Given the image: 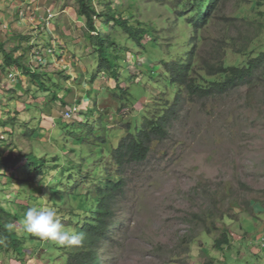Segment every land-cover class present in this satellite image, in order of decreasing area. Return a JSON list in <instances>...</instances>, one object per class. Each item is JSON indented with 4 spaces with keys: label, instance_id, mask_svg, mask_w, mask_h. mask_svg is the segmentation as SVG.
<instances>
[{
    "label": "rangeland",
    "instance_id": "obj_1",
    "mask_svg": "<svg viewBox=\"0 0 264 264\" xmlns=\"http://www.w3.org/2000/svg\"><path fill=\"white\" fill-rule=\"evenodd\" d=\"M92 2L97 10L110 7L132 26L147 30L141 42L123 30L115 32L126 48L117 61L126 98L109 73L95 75L99 56L88 41L84 19L79 21L75 0H0V41L11 49L19 34L30 37L25 60L43 74L33 79L16 67L5 69L0 53V122L9 115L18 118L14 126L0 124V136L13 144L16 156L14 166H0L5 172L0 198L19 214L23 240L19 255L0 253V264H67L65 247L25 231L26 210L55 207L62 224L76 229L75 222L96 206L98 179L107 168L116 170L110 148L127 134V124L136 130L149 112L173 103L177 88L165 61L185 59L193 43L199 76L206 74L204 63L241 65L248 55L234 51L235 36L242 39L253 31L247 27L254 22L264 24V0H223L199 29L177 18L171 0ZM102 21L97 20L98 27ZM70 35L77 37L67 39ZM55 45L53 56L36 62ZM253 47L257 53L264 50V30ZM116 93L124 98L121 110L111 99ZM52 94L67 104L52 101ZM74 104L80 110L66 120L64 112ZM25 129L29 136L22 134ZM29 154L60 168L47 175L30 172ZM123 176L126 187L115 207L119 221L114 240L99 250L102 263L264 264V83L256 90L241 87L213 99L187 100L169 137L155 141L148 159L126 167ZM232 201L238 203L233 209ZM208 214L218 230L213 220H207V227L201 223ZM223 228L231 243L219 250L215 241Z\"/></svg>",
    "mask_w": 264,
    "mask_h": 264
},
{
    "label": "trees",
    "instance_id": "obj_2",
    "mask_svg": "<svg viewBox=\"0 0 264 264\" xmlns=\"http://www.w3.org/2000/svg\"><path fill=\"white\" fill-rule=\"evenodd\" d=\"M171 1L175 6L169 7L173 10L176 9L178 12L177 18L185 19L184 21L189 26H192L193 29L202 28L207 23L210 14L214 10H219L223 3V0ZM75 2L78 16L84 19L89 30L87 34L88 41L99 56L95 75L102 72L109 73L110 77L117 81L116 87L124 93V98H126L128 90L121 88L119 85L120 66L117 63L122 57V51L126 48L121 45L118 34L115 32L123 30L131 38L135 39L134 41L138 40L141 42L147 30L132 26L129 21L114 12L110 7L107 10L99 11L92 0H75ZM98 19H103L102 27L97 26ZM251 25H248L247 29L253 28V31L249 30L247 31L248 33L242 34V39L240 35H236L232 44L235 52L248 55V59L241 65L204 63L202 69L206 74L199 76V72L195 67L196 49L193 43L188 45L189 51L185 59L182 57L173 61H165L170 82L177 88V92L174 94V101L172 104L163 105L162 108H159V111L156 110L152 114L149 112L136 130L131 129L130 125L132 124H127V129H129L127 134L121 138L117 146L110 148V162L115 166L116 170L112 172L107 168L105 176L98 179L95 184V197L93 198L96 206L85 214V218L81 222L79 220L75 222V230L83 232L85 240L82 246H65V249L68 250L66 254L67 264H104L100 260L99 250L102 249L103 245H107L108 241L114 240V226L119 221L115 207L118 198L126 187V180L123 176L124 169L131 164H138L147 160L153 143L155 141H163L169 137L171 128L187 100L213 99L227 95L241 87L256 90L264 83V50H258L257 53L254 47L251 48L253 42L262 34L264 24L260 21ZM104 29L107 30L104 31ZM93 31H95V35L92 34ZM15 43L11 49H7L5 43L0 41V53L3 54L2 64L4 68L16 67L20 73L30 75L33 79L37 76L42 77L41 75L43 74H37L25 60L32 47L30 37L19 34L15 37ZM23 43H27L26 46ZM216 76L219 77L213 79ZM116 95L117 98L111 97V99L121 105L118 108L121 110L123 109V104H125L123 102L124 98H120L121 94L118 95L116 93ZM52 99L54 102L59 100L62 104H67L57 94H52ZM16 113L15 111L12 114ZM17 119V116L9 115L8 121L4 120L0 124L3 128L14 126V121ZM65 125L69 126L70 124ZM3 132L5 133L4 130ZM22 134L29 136L30 130L25 129ZM107 134L105 133L104 135ZM101 137L96 136L95 138ZM102 142L103 145H107L105 140ZM6 149L8 150L7 154H5ZM13 149V144L10 145V142L2 134L0 136V166L4 170L14 166L16 162ZM25 159L27 160L26 166L29 171L39 175H47L50 170L56 171L60 168L59 164L49 165L48 160L39 158L34 154L27 155ZM2 175H5V172L0 171V185L2 184ZM0 191H2L1 188ZM217 197L219 200L221 199L219 194ZM235 205H238L236 201L230 203L232 209ZM244 209L251 216L256 217L252 208L245 207ZM223 217L224 214L217 216L218 219H223ZM20 219L19 214L7 208L0 198V253L5 251L18 254L19 248L23 243L19 228ZM207 220H213V228L219 229L217 221L213 219V214L202 217L201 223L204 227H207L205 226ZM230 243L229 230L228 228H223L221 235L215 241V247L221 250Z\"/></svg>",
    "mask_w": 264,
    "mask_h": 264
},
{
    "label": "clouds",
    "instance_id": "obj_3",
    "mask_svg": "<svg viewBox=\"0 0 264 264\" xmlns=\"http://www.w3.org/2000/svg\"><path fill=\"white\" fill-rule=\"evenodd\" d=\"M22 223L26 232L57 246H82L85 240L83 232L66 228L62 224V216L55 207L33 205L24 213Z\"/></svg>",
    "mask_w": 264,
    "mask_h": 264
},
{
    "label": "built area",
    "instance_id": "obj_4",
    "mask_svg": "<svg viewBox=\"0 0 264 264\" xmlns=\"http://www.w3.org/2000/svg\"><path fill=\"white\" fill-rule=\"evenodd\" d=\"M52 19V18H49ZM56 53V45L54 46V48H49L48 52L46 53V55L43 54H39L37 57V63L42 64L45 61V56H53ZM10 78H15V75L13 74V72L9 73ZM79 105H73L71 107H69L68 109L65 110L64 112V118L66 120L70 119L71 117L74 116L75 113H77L79 111Z\"/></svg>",
    "mask_w": 264,
    "mask_h": 264
},
{
    "label": "crops",
    "instance_id": "obj_5",
    "mask_svg": "<svg viewBox=\"0 0 264 264\" xmlns=\"http://www.w3.org/2000/svg\"><path fill=\"white\" fill-rule=\"evenodd\" d=\"M80 20L83 21L82 18H79V21H80ZM76 37H77L76 35H75V36L70 35L69 38H67V39H76ZM62 41H63V44L66 42V40H65V42H64V40H62ZM60 43H61V42H59V44H60ZM63 47H64V46H63ZM63 51H64V50H63ZM51 61H52V60H51Z\"/></svg>",
    "mask_w": 264,
    "mask_h": 264
}]
</instances>
